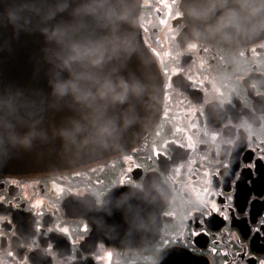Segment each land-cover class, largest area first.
<instances>
[{"label": "flooded vegetation", "instance_id": "1", "mask_svg": "<svg viewBox=\"0 0 264 264\" xmlns=\"http://www.w3.org/2000/svg\"><path fill=\"white\" fill-rule=\"evenodd\" d=\"M180 2L140 0L162 85L141 140L68 169L0 172V264L264 261V37H187Z\"/></svg>", "mask_w": 264, "mask_h": 264}, {"label": "water", "instance_id": "2", "mask_svg": "<svg viewBox=\"0 0 264 264\" xmlns=\"http://www.w3.org/2000/svg\"><path fill=\"white\" fill-rule=\"evenodd\" d=\"M140 0H0V172L63 170L141 140L162 103ZM187 37H264V0H181Z\"/></svg>", "mask_w": 264, "mask_h": 264}, {"label": "snow or ice", "instance_id": "3", "mask_svg": "<svg viewBox=\"0 0 264 264\" xmlns=\"http://www.w3.org/2000/svg\"><path fill=\"white\" fill-rule=\"evenodd\" d=\"M85 230H87V229L85 228ZM65 231H66V230H65ZM261 264H264V261H262Z\"/></svg>", "mask_w": 264, "mask_h": 264}]
</instances>
